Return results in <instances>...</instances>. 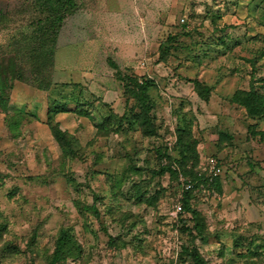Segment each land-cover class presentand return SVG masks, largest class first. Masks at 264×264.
I'll use <instances>...</instances> for the list:
<instances>
[{
	"label": "rangeland",
	"instance_id": "obj_1",
	"mask_svg": "<svg viewBox=\"0 0 264 264\" xmlns=\"http://www.w3.org/2000/svg\"><path fill=\"white\" fill-rule=\"evenodd\" d=\"M0 75V264H264V0H0Z\"/></svg>",
	"mask_w": 264,
	"mask_h": 264
},
{
	"label": "trees",
	"instance_id": "obj_2",
	"mask_svg": "<svg viewBox=\"0 0 264 264\" xmlns=\"http://www.w3.org/2000/svg\"><path fill=\"white\" fill-rule=\"evenodd\" d=\"M69 1V0H68ZM48 8H52L53 4L49 3L48 4ZM63 19L62 17L59 18ZM51 28V26L49 27V29ZM28 56V54H26L25 56L21 57L24 59V57ZM135 79V78H134ZM132 83L134 84V89L132 87H130L128 84H125L124 87V92H130V91H135L139 94V96H141L142 98H146L147 97V86L146 83L141 82L140 84H137V81L133 80ZM32 86V85H30ZM32 88L39 90L40 92H50L49 88L44 89L42 87H40L39 85H34L32 86ZM11 89L10 85L8 84V79L5 75H0V106L1 104H3L4 102H6L7 100V92H9V90ZM75 100V102L77 103V106H80V109H82V105L80 104V101H77L78 99L73 98V96L67 97V101H71ZM61 105L66 106V108L64 109H57L54 110L53 108V112L52 115H60V114H68V113H74L80 117H85V112H83V110H76V106L75 108H73V111L69 110L68 108V104L64 101V103H62ZM73 114V115H74ZM47 115H51V113H49V111L47 110ZM58 123V122H57ZM53 134L54 137L56 138V140H61V138L65 140H69L71 139H75L73 138V136L71 135V133L67 130V129H54L53 130ZM219 166L221 167V164L218 162ZM164 172H168L171 174H174L175 171L173 170V168L171 166H168L166 168H164L163 170ZM185 203L182 204L181 209L183 208L184 211H190L189 207H188V203H187V197L185 198ZM76 246V242L72 239V237L70 236V233L67 229H62L59 233L58 239L56 241V246H55V250H54V255L56 259L62 258L64 255H68L70 253V250H72L74 247ZM78 248L75 250L77 251ZM66 251V252H65ZM187 255L193 259L194 262H196L197 264H205L197 255L195 250H191L188 251L187 249H185Z\"/></svg>",
	"mask_w": 264,
	"mask_h": 264
},
{
	"label": "built area",
	"instance_id": "obj_3",
	"mask_svg": "<svg viewBox=\"0 0 264 264\" xmlns=\"http://www.w3.org/2000/svg\"><path fill=\"white\" fill-rule=\"evenodd\" d=\"M207 168L210 175V180H213L214 177H217L221 174V167L219 166L218 162L214 158H209L207 160ZM185 190H188L189 187L186 186L184 188ZM181 211V206H175V213H179Z\"/></svg>",
	"mask_w": 264,
	"mask_h": 264
},
{
	"label": "crops",
	"instance_id": "obj_4",
	"mask_svg": "<svg viewBox=\"0 0 264 264\" xmlns=\"http://www.w3.org/2000/svg\"><path fill=\"white\" fill-rule=\"evenodd\" d=\"M81 71L84 72V70H82V69H81ZM98 78H99V77H98ZM93 79H94V78H93ZM93 79L88 80V82H91ZM96 79H97V78H95L94 81H92V82L95 83V86H98V89H101L100 86L104 87V86H103L102 84H100V82H98ZM70 83H71V82H70ZM24 87L27 88V91H28V92H40L39 90L34 89V88H32V87H26L25 85H24ZM16 89L19 90V89H20V86H18ZM105 89H106V88H105ZM105 89H104V90H105ZM101 90H102V89H101ZM104 90H103V91H104ZM16 91H17V90H16ZM96 91H97V90H96ZM71 92H72V91H71ZM97 92H98V91H97Z\"/></svg>",
	"mask_w": 264,
	"mask_h": 264
}]
</instances>
